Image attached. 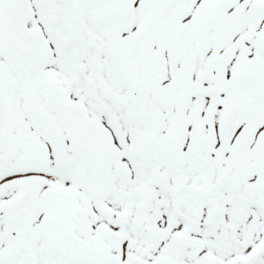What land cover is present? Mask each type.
Segmentation results:
<instances>
[{"label": "snow or ice", "instance_id": "obj_1", "mask_svg": "<svg viewBox=\"0 0 264 264\" xmlns=\"http://www.w3.org/2000/svg\"><path fill=\"white\" fill-rule=\"evenodd\" d=\"M0 264H264V0H0Z\"/></svg>", "mask_w": 264, "mask_h": 264}]
</instances>
